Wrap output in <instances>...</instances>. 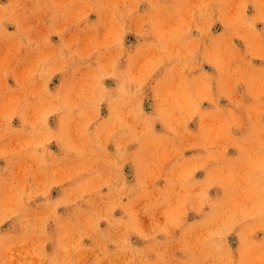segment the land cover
Segmentation results:
<instances>
[{
	"label": "rangeland",
	"instance_id": "rangeland-1",
	"mask_svg": "<svg viewBox=\"0 0 264 264\" xmlns=\"http://www.w3.org/2000/svg\"><path fill=\"white\" fill-rule=\"evenodd\" d=\"M0 264H264V0H0Z\"/></svg>",
	"mask_w": 264,
	"mask_h": 264
}]
</instances>
